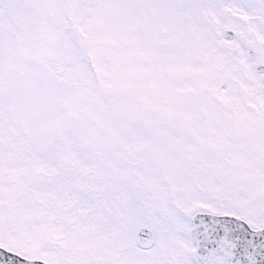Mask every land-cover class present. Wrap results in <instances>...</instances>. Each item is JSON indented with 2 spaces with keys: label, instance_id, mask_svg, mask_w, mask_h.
Wrapping results in <instances>:
<instances>
[{
  "label": "snow or ice",
  "instance_id": "1",
  "mask_svg": "<svg viewBox=\"0 0 264 264\" xmlns=\"http://www.w3.org/2000/svg\"><path fill=\"white\" fill-rule=\"evenodd\" d=\"M0 264H264V0H0Z\"/></svg>",
  "mask_w": 264,
  "mask_h": 264
}]
</instances>
